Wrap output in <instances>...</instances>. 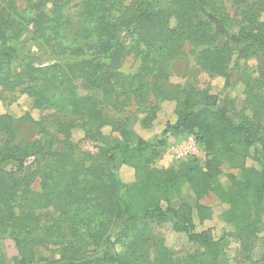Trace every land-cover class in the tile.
Listing matches in <instances>:
<instances>
[{
	"label": "trees",
	"instance_id": "1",
	"mask_svg": "<svg viewBox=\"0 0 264 264\" xmlns=\"http://www.w3.org/2000/svg\"><path fill=\"white\" fill-rule=\"evenodd\" d=\"M24 1L2 0L0 88L48 114L0 113V264H9L5 239L17 250L14 264H38V249L51 246L59 256L45 264H230L226 241L194 221V212L212 219L210 207L174 205L185 186L198 200L212 193L227 206L230 236L249 255L264 218V72L246 86L252 117L207 89L168 81L187 44L212 75L229 77L239 60L264 56L259 1ZM129 57L139 61L134 73L121 70ZM165 103L174 104V118L153 143L134 126L149 127ZM19 121L39 136L20 137ZM77 128L96 152L73 140ZM185 134L203 146L205 163L154 166L167 137ZM242 156L260 168L229 173L224 187L223 166L237 167ZM120 163L134 170L133 182L119 179ZM46 209L57 215L41 217ZM167 222L203 249L177 258L153 232Z\"/></svg>",
	"mask_w": 264,
	"mask_h": 264
},
{
	"label": "rangeland",
	"instance_id": "2",
	"mask_svg": "<svg viewBox=\"0 0 264 264\" xmlns=\"http://www.w3.org/2000/svg\"><path fill=\"white\" fill-rule=\"evenodd\" d=\"M259 1L257 8L260 10L261 18L264 20V0ZM21 5L25 4L24 0H19ZM0 0V8L2 6ZM226 6L232 8L230 2L226 1ZM234 8V7H233ZM184 56L180 60H176L171 66V77L168 85L173 87L176 85L193 86L197 89H207L212 94H215L220 104L231 103L235 106L237 112H243L245 115L252 117L253 112L247 101L246 86L247 83L254 82L264 72V56L251 57L248 59L239 60L230 70V76L225 77L221 75H212L208 71L202 69L196 60L198 49L190 44L185 47ZM139 61L134 57H129L122 65L121 70L125 73H134L138 70ZM174 104L165 103L157 118L149 127H144L140 122L134 126L136 132L144 139L157 143L159 139L164 138L163 130L166 127L167 121L174 118L173 116ZM132 111L136 110V106L130 108ZM235 112L234 114L237 115ZM0 113H9L15 118H21L24 115L30 114L35 120H39L48 113L34 108L33 100L21 95L19 92L10 93L2 91L0 88ZM19 135L22 138L35 139L39 136V130L29 122L19 121ZM109 128L105 132H109ZM84 132L77 128L72 133V138L75 142H79L82 151L96 152V144L85 141L83 139ZM2 137L0 135V141ZM160 157L154 162V166L159 168L177 167L182 161L189 158H197L202 164L207 159V152L202 145L198 144L193 134H185L180 136H168L167 143L160 149ZM260 168V163L251 159L250 157H239L237 167L232 168L225 164L223 166V174L220 181L224 187H229L231 180L228 177L229 173H233L237 178L241 177V167ZM119 179L125 183H131L135 180L134 170L120 163L117 169ZM200 202L212 211V219L201 222L197 213L194 212V221L199 228H208L216 239L226 241V257L230 264H264V218L261 232L258 236L252 239V247L249 255L244 251L239 241L234 240L230 233L232 227L225 222V211L227 206L214 194H209L202 199H196L189 186H185L179 197H175L174 205L179 206L182 203L194 205L195 202ZM39 214L43 218H50L57 215L52 213V210H40ZM154 235L157 238H164L166 245L175 251L176 257L180 260L189 253L197 252L203 249V245L191 242L185 233L175 232L172 228V223L154 224ZM3 248L7 256L9 264H14L17 260V250L11 239L3 241ZM58 252L54 247H41L38 249V264L47 263L44 258L51 260L58 258ZM249 257V258H248Z\"/></svg>",
	"mask_w": 264,
	"mask_h": 264
}]
</instances>
